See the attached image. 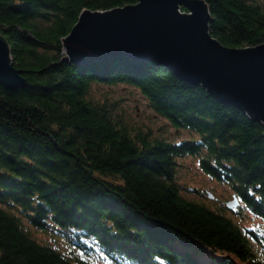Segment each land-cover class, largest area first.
Segmentation results:
<instances>
[{
    "label": "trees",
    "instance_id": "16d2710c",
    "mask_svg": "<svg viewBox=\"0 0 264 264\" xmlns=\"http://www.w3.org/2000/svg\"><path fill=\"white\" fill-rule=\"evenodd\" d=\"M137 1L0 0V36L27 81L0 84V264H97L38 241L27 224L75 230L79 247L91 239L116 264H264L253 246L260 233L185 197L176 174L179 158L197 157L264 218V124L158 62L66 59L62 38L83 10ZM206 1L222 44L264 43V0ZM92 83L139 89L172 127L199 139L153 135L118 102L92 97Z\"/></svg>",
    "mask_w": 264,
    "mask_h": 264
},
{
    "label": "water",
    "instance_id": "95a60500",
    "mask_svg": "<svg viewBox=\"0 0 264 264\" xmlns=\"http://www.w3.org/2000/svg\"><path fill=\"white\" fill-rule=\"evenodd\" d=\"M206 0H138L109 9L83 10L62 38L66 59L77 63L125 54L166 65L182 80L264 124V43L226 46L211 35ZM0 84L27 85L0 36ZM234 196L227 206L237 205Z\"/></svg>",
    "mask_w": 264,
    "mask_h": 264
},
{
    "label": "rangeland",
    "instance_id": "374dc122",
    "mask_svg": "<svg viewBox=\"0 0 264 264\" xmlns=\"http://www.w3.org/2000/svg\"><path fill=\"white\" fill-rule=\"evenodd\" d=\"M90 95L96 99H108L116 101L120 108L126 110L130 121L141 125L144 129H150L153 135L168 140L179 142L190 134L186 130H176L169 122L158 115L148 104L145 96L139 89L126 83L104 84L92 83ZM187 139H199L195 132ZM177 182L180 192L187 198L206 204L212 209L222 211L231 217L243 229H256L263 238V243L253 244L258 254L264 257V218L253 214L241 203L234 208L227 206L229 201L234 199V194L229 185L218 182L209 177L199 167L198 158L184 156L178 159ZM27 224L26 220L22 217ZM28 229L35 239L40 242L48 243L61 250L64 254L73 257L87 256L97 264H116L114 258H110L102 252L91 239H84L86 246L81 248L77 244L75 230H59L54 226H49L47 231L37 230L27 224Z\"/></svg>",
    "mask_w": 264,
    "mask_h": 264
}]
</instances>
